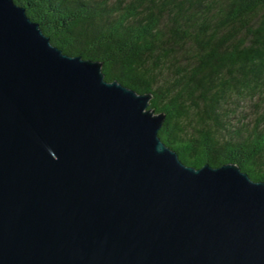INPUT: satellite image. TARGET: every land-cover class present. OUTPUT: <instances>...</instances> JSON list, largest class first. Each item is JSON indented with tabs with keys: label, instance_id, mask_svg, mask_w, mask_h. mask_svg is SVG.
<instances>
[{
	"label": "water",
	"instance_id": "1",
	"mask_svg": "<svg viewBox=\"0 0 264 264\" xmlns=\"http://www.w3.org/2000/svg\"><path fill=\"white\" fill-rule=\"evenodd\" d=\"M151 98L0 0V264H264V181L184 163Z\"/></svg>",
	"mask_w": 264,
	"mask_h": 264
},
{
	"label": "trees",
	"instance_id": "2",
	"mask_svg": "<svg viewBox=\"0 0 264 264\" xmlns=\"http://www.w3.org/2000/svg\"><path fill=\"white\" fill-rule=\"evenodd\" d=\"M52 43L152 93L187 165L264 181V0H15Z\"/></svg>",
	"mask_w": 264,
	"mask_h": 264
}]
</instances>
